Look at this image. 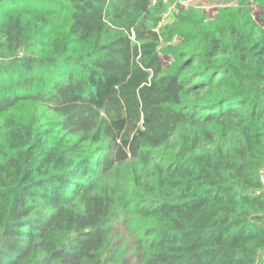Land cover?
<instances>
[{"label":"trees","instance_id":"obj_1","mask_svg":"<svg viewBox=\"0 0 264 264\" xmlns=\"http://www.w3.org/2000/svg\"><path fill=\"white\" fill-rule=\"evenodd\" d=\"M164 1L0 0V264H264V0Z\"/></svg>","mask_w":264,"mask_h":264},{"label":"rangeland","instance_id":"obj_2","mask_svg":"<svg viewBox=\"0 0 264 264\" xmlns=\"http://www.w3.org/2000/svg\"><path fill=\"white\" fill-rule=\"evenodd\" d=\"M20 3V2H19ZM23 2H21L17 10L19 9L23 10L22 5ZM245 4L247 8L251 11L252 15L254 17L257 16L259 13L256 9V6L253 2V0H165L164 5L165 9L163 11L162 20L159 25V27L164 26L165 24L171 23L174 19V16L176 15L178 8L183 7H192L197 11L198 16L203 17V20L205 22L212 20L218 13L220 9L224 8H236V9H242V5ZM63 28V25L61 23H56L55 27L53 29L54 35H57ZM178 41V37L175 36L171 44H175ZM167 44L162 43L160 47V55L165 65H168L172 58L170 55H168L166 48ZM39 108V107H38ZM25 109H23L24 111ZM50 113L47 111H43L41 108H31L29 107V112L27 117L31 120L34 117L35 121H41L49 123L50 119ZM51 128V127H49ZM63 136L62 133H58V137Z\"/></svg>","mask_w":264,"mask_h":264}]
</instances>
